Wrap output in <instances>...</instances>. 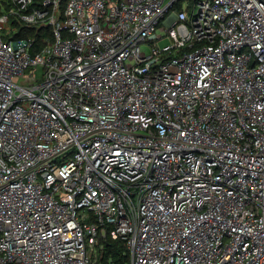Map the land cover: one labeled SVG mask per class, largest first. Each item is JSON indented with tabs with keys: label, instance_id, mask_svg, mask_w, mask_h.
<instances>
[{
	"label": "built area",
	"instance_id": "obj_1",
	"mask_svg": "<svg viewBox=\"0 0 264 264\" xmlns=\"http://www.w3.org/2000/svg\"><path fill=\"white\" fill-rule=\"evenodd\" d=\"M108 239L264 264V0L0 11V264H97Z\"/></svg>",
	"mask_w": 264,
	"mask_h": 264
},
{
	"label": "trees",
	"instance_id": "obj_2",
	"mask_svg": "<svg viewBox=\"0 0 264 264\" xmlns=\"http://www.w3.org/2000/svg\"><path fill=\"white\" fill-rule=\"evenodd\" d=\"M9 0H0V11L7 6ZM127 249L121 240L108 239L98 257L97 264H128Z\"/></svg>",
	"mask_w": 264,
	"mask_h": 264
},
{
	"label": "rangeland",
	"instance_id": "obj_3",
	"mask_svg": "<svg viewBox=\"0 0 264 264\" xmlns=\"http://www.w3.org/2000/svg\"><path fill=\"white\" fill-rule=\"evenodd\" d=\"M184 4H185V2L182 3V5H184ZM168 42H169V40L165 38V39L160 40V41L158 42V44H159L160 47H162V46H164L165 44H167ZM140 48H141V49H146V47H145L144 44H141V45H140Z\"/></svg>",
	"mask_w": 264,
	"mask_h": 264
}]
</instances>
